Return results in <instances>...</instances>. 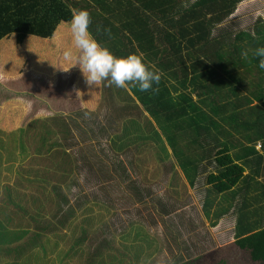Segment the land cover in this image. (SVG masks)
<instances>
[{"label": "trees", "instance_id": "trees-1", "mask_svg": "<svg viewBox=\"0 0 264 264\" xmlns=\"http://www.w3.org/2000/svg\"><path fill=\"white\" fill-rule=\"evenodd\" d=\"M63 1L69 8L51 11L60 22H70L60 14L86 9L92 19L89 30L102 46L117 57L140 55L159 71L160 82L155 92L103 82L100 87L112 102L108 108L103 100L88 112L100 122L94 123L96 129L81 121L85 111L72 113L80 107L62 115L39 109L24 130L19 125L12 131L3 128L12 129L16 117L3 121L0 112V125L8 123L0 127V152L7 159L17 157L13 180H4L0 194V248L12 243L15 255L34 259L19 264H165L160 260L165 244L159 225L174 223L164 216L168 205L156 217L155 231L143 221L111 230L110 219L117 215L108 198L111 189L101 187L107 185L102 175L115 184L112 175L119 163L127 164L126 184L136 177L165 186L170 200L188 201L195 188L203 194L201 210L206 218L213 216V224L234 207L235 248L249 264H264V69L252 55L264 46V18L257 15L238 27L242 19L233 13L243 0ZM3 2V8H12L11 20L33 15L13 14L12 0ZM23 36L16 33L13 46L17 40L26 46ZM48 39L37 42V56L30 61L25 57L24 68L0 50L4 82L19 79L12 86H26L27 92L32 88L28 76L52 85L56 79L49 58L58 42ZM70 40L71 35L60 46L62 59ZM244 51L249 52L247 59ZM68 79L66 74L64 82ZM74 85L71 78L73 95ZM30 102L25 97L15 107ZM2 103V110L8 109L7 99ZM111 156L114 161L108 160ZM161 196L163 191L154 205ZM127 198L136 205L140 195ZM52 254L51 262L45 259ZM223 257L217 264H224ZM201 259L200 254L173 264H199Z\"/></svg>", "mask_w": 264, "mask_h": 264}, {"label": "rangeland", "instance_id": "rangeland-1", "mask_svg": "<svg viewBox=\"0 0 264 264\" xmlns=\"http://www.w3.org/2000/svg\"><path fill=\"white\" fill-rule=\"evenodd\" d=\"M3 1L6 0H0V50L6 53V59L11 63H15L19 68H24L26 60L30 61L33 56L35 60L37 54L34 55V49L37 42L42 41L44 38H56L58 42L56 51L52 53L53 58L50 59L48 57L49 60L53 61V69L55 71L54 77L56 81L52 85H49L43 80H35L33 77L28 76V79L32 83L31 93L27 92L26 86L18 85L17 88L12 86L17 85V80L19 79H16L15 82L10 84L8 81L4 82V77H0V107L5 99H7L6 106L8 107L6 110H2V107L0 108V112L4 116L3 121H12L16 117V123L12 125V129L3 128V130L12 131L19 125L20 128L24 130L25 123L32 121L35 118L34 114L37 113L39 109H46L47 111L54 112V114L62 115L66 111L78 107H80L77 109L79 111H74L72 113H83V111H85V114H81L83 116L81 121L86 127L90 126L96 129L94 123L98 125L100 122H94L93 116L88 114V112H93L99 102L103 100H107V107L110 108L112 102L111 96L110 93L106 95L102 91L100 87L101 84L90 86L86 83L76 59L79 55V50L75 48L72 40L65 45V49L72 50L73 58L71 60L61 58L60 46L62 43L64 44V40L70 37V26L69 24L60 22L51 11L62 13L64 12V8H69V6L63 0H12L10 3L14 9L13 14L16 13V11L33 12V15L27 16L29 20L16 21L10 19L12 15L9 14V11L12 10V8H3ZM233 14L234 16H240L242 19V21H240L241 25L238 27L251 22L257 15H261L264 18V0H243L237 7V11ZM60 15L66 17L70 21L72 11ZM18 32H22L24 35L21 37L27 44L24 47L17 44L18 40L16 45L13 46L14 35ZM41 32L44 33V35H39ZM46 56H48V54H46ZM67 68H69L68 71H63ZM66 74L69 78L66 80L68 84H70L71 78L76 80V85L73 86L75 89L74 95L68 88V84L64 82ZM22 77L24 78V76ZM80 79L84 83L82 88L80 87ZM34 91H36L37 95L33 94ZM102 93L103 96H101ZM25 97L31 102L29 104H23L22 109L16 108L15 106H18L16 100L22 101ZM72 102H74V105ZM80 102H82V104ZM7 124L8 123L3 122L0 127L7 126ZM1 140L3 145H7L8 142L5 137H2ZM256 146L259 147V144ZM5 153L0 152V194L4 192V180L5 182L11 183L14 172L17 170L14 161L17 157L14 156L11 159H7ZM108 160L114 161L115 157L111 156ZM126 167L127 164H115L116 170L113 175L111 174L115 178V184H111V181H108L106 176L104 177L102 175L107 185L104 184L101 185V187L106 186V188L109 187L111 189V192L108 193V198H112L109 202L114 205L112 209L117 215L114 218L115 222L110 219L111 230H119L121 228L120 225H124L126 222L129 224L128 227H131L143 221L145 227L155 231L156 217L162 214L160 210L164 208V205H168V212H164V216L168 221L169 218L172 219L174 223L168 225L160 223L159 225L163 231V241L165 244L162 255L163 258H160V260L165 264H173L183 261L188 257H193L195 255L200 256V254L202 259L199 261V264H217L220 256H224L221 261L224 264H249L234 245V207L225 213L217 223L213 224L210 220L213 216L208 219L203 214L201 210L203 205V194L197 192L195 188H191L188 201H185V199L170 200L172 194L167 191L165 186L156 187V184L148 183L143 179H139V181H142L139 184L136 177H132L126 184L123 176ZM97 171L98 174L102 173L105 175L103 171ZM245 171H247V168ZM127 173L134 174L136 172L128 171ZM11 185L15 186L14 184ZM14 189L22 190V188L18 186H15ZM162 191L164 192V196L160 197L158 205H154L153 203L156 202L157 197L162 195ZM137 194L140 195L139 202L136 205L129 203L127 197ZM220 196L221 195H219L218 198ZM4 203L13 205V203L8 200L4 201ZM201 218L203 220L199 221ZM199 223H203V226L199 227L201 226ZM20 224L24 225V223ZM11 226L13 227V223ZM98 241L99 240H95L96 243ZM11 244L12 243L6 245L5 248H0V264H19L22 260L33 263L34 259L32 257L25 258L15 255L11 250L13 249ZM53 257L54 255L52 254L45 257V259L51 262ZM240 259H242V261ZM157 263L160 264L161 262L157 261ZM39 264L49 263L42 261Z\"/></svg>", "mask_w": 264, "mask_h": 264}, {"label": "clouds", "instance_id": "clouds-1", "mask_svg": "<svg viewBox=\"0 0 264 264\" xmlns=\"http://www.w3.org/2000/svg\"><path fill=\"white\" fill-rule=\"evenodd\" d=\"M91 23V15L86 9L75 10L69 22L72 42L79 50L76 58L78 67L86 83L94 86L107 81L106 86L109 87L115 85L118 88H135L140 92H155L157 89L154 85H158L161 78L159 71L150 69L138 54L121 57L114 55L94 38L89 30ZM241 55L247 59L249 52L244 51ZM252 55L258 58V67L264 69V46L255 48ZM63 56L65 60H71L72 50H65ZM69 68L63 71H68Z\"/></svg>", "mask_w": 264, "mask_h": 264}, {"label": "crops", "instance_id": "crops-1", "mask_svg": "<svg viewBox=\"0 0 264 264\" xmlns=\"http://www.w3.org/2000/svg\"><path fill=\"white\" fill-rule=\"evenodd\" d=\"M39 35L42 36V35H44V33L41 32ZM43 38H44V37H43ZM44 39H46V38H44ZM72 104L74 105V102H72ZM78 108H79V107H78Z\"/></svg>", "mask_w": 264, "mask_h": 264}]
</instances>
